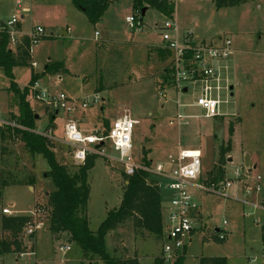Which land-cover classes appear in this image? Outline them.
I'll use <instances>...</instances> for the list:
<instances>
[{
    "label": "rangeland",
    "instance_id": "374dc122",
    "mask_svg": "<svg viewBox=\"0 0 264 264\" xmlns=\"http://www.w3.org/2000/svg\"><path fill=\"white\" fill-rule=\"evenodd\" d=\"M16 1L0 0V22L16 13ZM22 6L30 9L18 14L20 35L40 25L47 37L32 45L31 65L15 66L11 78L0 68L3 126L20 111L16 93L8 89L11 81L23 90L29 87L33 74V80L53 94L64 92L80 99L98 93V101L90 102L75 117L82 128H102L104 122L109 124L122 114L137 120L132 133L133 156L137 160L145 156L152 166L175 153L178 147L197 148L201 153V178L206 179L213 174L220 147L228 145L224 179L231 180V187L225 193L191 189L201 215L194 224L191 241L183 250V264H199V258L206 256H225L227 264H264L261 239L264 189L248 195L241 189L247 176L249 181L257 175L264 180V0H246L220 8L214 0H174L172 17L146 6L139 31L126 22L127 16L135 14L132 0H110L96 23L88 21L72 0H22ZM167 18H172L181 32L189 30L202 40L218 37L231 40L234 52L226 61L227 81L222 85L227 87L213 93L220 100L218 116L185 118L188 123L180 126L169 124L177 111V92L172 86L162 90L157 85L171 59L161 33ZM95 30L100 35L95 37ZM55 62L63 63L61 71L46 73L45 66ZM188 87L187 93L179 94L181 103L193 101L198 93L192 85ZM27 98L39 116L37 131L42 133L49 124L55 125L53 135L62 139L67 115L58 111L51 123V111L29 91ZM180 109L184 115L186 107ZM199 112L202 115L201 109ZM52 141L57 158L64 157L70 162L69 147L57 139ZM5 144L6 151L0 153V171L3 165L5 174L12 172L20 180L32 176L33 180L31 189L26 184L1 185L0 180V238L3 215L35 213V231L23 253L0 252V264H102L98 258L85 257L75 242H68L66 234L55 238L49 230L46 195L53 189V183L45 176V160L31 155L18 137L7 136ZM1 145L0 141V149ZM106 145V152L117 157L111 146ZM68 167L70 171L76 168ZM236 171L241 173L240 182L235 177ZM122 172L121 164L100 155L88 171L90 194L85 214L92 231L108 210L119 205ZM161 194L167 192L161 190ZM243 199L252 204L242 202ZM3 208L9 212L3 213ZM166 217L163 212V221ZM216 228L223 233L222 240L217 239ZM162 243L163 239L152 234H137L130 222L105 236L110 254L135 256L139 264H152L154 257L161 256ZM60 246L66 247L65 250L61 251Z\"/></svg>",
    "mask_w": 264,
    "mask_h": 264
},
{
    "label": "built area",
    "instance_id": "2783aa9c",
    "mask_svg": "<svg viewBox=\"0 0 264 264\" xmlns=\"http://www.w3.org/2000/svg\"><path fill=\"white\" fill-rule=\"evenodd\" d=\"M174 1V0H173ZM17 10L6 22H2L0 32H5L8 38V45L11 48L16 47L21 38L27 37L30 45L40 39L47 37L44 28L35 25L28 34L20 35L18 24V14L29 11V7L22 6V0H17ZM129 26L139 31L141 21L138 13L126 17ZM162 41L164 47L170 52L172 87L176 89L177 111L175 117L169 121L171 125L180 126L187 124L185 118L191 117H215L219 115L220 100L214 96L222 87L226 88L225 72L227 70L226 61L234 52L232 42L227 37H218L212 41H205L194 35L191 31L181 32L177 23L172 18H167L161 26ZM98 33L95 32V36ZM60 80V79H59ZM186 85H192L198 91L191 103H181L179 94L184 91ZM31 96L45 105L51 112L63 111L66 115V121L63 124V138L57 139L69 147L70 157L74 165H81L85 162L89 154H96L115 160L122 166V171L126 175H132L138 170L147 171L156 178L157 186L170 191L171 199L167 212V219L164 223V234L162 243V256L166 262L173 261L190 239L194 224L197 222L196 209L197 203L190 192V187L198 190L213 193H225L227 188L231 187V180L224 179L219 183H209L201 178V153L198 149H185L178 147L175 153L167 155L162 162L146 165L142 160H137L133 156L132 133L137 120L131 118L128 114H122L109 123L108 129L99 127L82 128L75 118L78 111H84L89 105L95 104L98 99V93H93L90 97L76 99L66 95L64 92L50 93L48 88L41 86L34 81L29 86ZM90 98V99H88ZM196 106L202 110V115L190 116L181 113V107ZM0 119V126H3ZM51 137V136H50ZM53 138V137H51ZM55 139V138H54ZM106 144L111 146L117 153V157H112L106 152ZM236 178L240 182V172L236 171ZM247 176V173H243ZM248 178V179H247ZM246 178V185L241 186L245 194H258L262 187L261 177L256 176L255 182ZM242 202L249 203L243 199ZM3 213L8 210L3 208ZM35 215L32 214L33 217ZM34 218V217H33ZM34 219L28 223L24 235L28 236L35 231ZM225 224V221L223 222ZM219 239H223V233L214 230ZM66 247L60 246L64 251Z\"/></svg>",
    "mask_w": 264,
    "mask_h": 264
},
{
    "label": "trees",
    "instance_id": "16d2710c",
    "mask_svg": "<svg viewBox=\"0 0 264 264\" xmlns=\"http://www.w3.org/2000/svg\"><path fill=\"white\" fill-rule=\"evenodd\" d=\"M110 0H72L74 6L84 12L88 21L96 23L102 17ZM246 0H214L217 8L234 6ZM146 6L152 7L163 13L166 17H172L174 11L173 0H132V9L141 20V12ZM0 27H3L0 22ZM17 27L19 28L18 24ZM45 38V37H44ZM31 52L27 37L21 38L15 49L8 45L5 32H0V68L8 76L12 77V69L19 65H31ZM63 68L62 62L49 63L45 66L46 73H55ZM171 67L168 65L163 71V79L158 84L160 89L169 87L171 82ZM32 74L29 86L35 81ZM8 89L14 91L18 97L19 114H13V124L0 126V153L6 151V138L18 137L24 148L33 156L42 157L47 165L45 176L50 178L53 189L46 195L49 230L53 236L58 237L66 234L68 242H75L83 255L88 259L98 258L102 264H139L135 256H121L110 254L106 250L105 236L108 232L116 229L119 225L130 222L137 234H152L162 239L164 234L163 211L161 206L160 187L157 186L156 178L147 171L138 170L132 175L122 172L123 185L122 196L116 208L107 211L98 228L92 231L88 227V218L85 207L89 199L90 185L87 181L88 171L93 167L94 160L98 156L89 154L81 165H74L71 157L70 162L64 157L57 158L53 148V141L47 133L36 131V112L30 106L27 98L29 87L20 90L13 80ZM53 113V114H52ZM55 112L49 115L52 123ZM108 129L109 124L103 123ZM3 142V143H2ZM229 146H221L213 174L208 176L209 183H219L225 176V158ZM70 155V151H69ZM146 165L150 161L141 159ZM67 162V163H66ZM68 166H76L70 171ZM14 173L5 174L3 165L0 171L1 185L9 184H32V176L28 180H20ZM7 175V176H6ZM33 221L31 215H3L1 217L0 252L23 253L26 242L34 233L24 237V230L28 223ZM219 239V238H217ZM261 239L264 245V225L261 226ZM222 240V239H221ZM184 250V249H183ZM183 252L171 262H166L163 256L154 257L152 264H183ZM199 264H227L225 256H206L199 258Z\"/></svg>",
    "mask_w": 264,
    "mask_h": 264
},
{
    "label": "crops",
    "instance_id": "0c3cea01",
    "mask_svg": "<svg viewBox=\"0 0 264 264\" xmlns=\"http://www.w3.org/2000/svg\"><path fill=\"white\" fill-rule=\"evenodd\" d=\"M30 9V8H29ZM19 26V29H20V25H18ZM180 29V28H179ZM180 31H182L181 29H180ZM95 32H97L98 34L97 35H100V32H98L97 30H95L94 31V34H95ZM95 36V35H94ZM96 37V36H95ZM94 37V38H95ZM165 50L166 51H168L166 48H165ZM170 54V52L168 51V55ZM171 55V54H170ZM31 60V59H30ZM169 62H170V60H169ZM168 65H169V63H168ZM167 65V66H168ZM58 79H60V80H62L61 79V76L59 75V77H58ZM161 81V80H160ZM160 81L158 80L157 81V85L160 83ZM159 86V85H158ZM231 88V87H230ZM229 88V89H230ZM160 89V88H159ZM163 89H165V88H163ZM162 89V90H163ZM186 90H189V87L188 86H186L185 88H184V91H186ZM192 101H188V102H186V103H191ZM199 107H196V106H190V107H186V113L185 114H187V115H190V116H196V115H201L200 114V112H199ZM79 112H81L82 113V111H78L77 112V114L79 113ZM84 112V111H83ZM55 115L57 114V112H55L54 113ZM47 115V114H46ZM77 116V115H76ZM38 117L39 116H37L36 118L38 119ZM191 118H193V117H191ZM0 119H1V114H0ZM37 119H36V122H35V125H36V123H37ZM55 119V118H54ZM115 119V118H114ZM12 122H13V120H12ZM11 121H9V119H7L6 120V122L5 123H8V124H10V125H12L13 123H12ZM53 123V122H52ZM7 124V125H8ZM51 126V127H50ZM51 129V130H50ZM56 129H57V127L55 126V125H53V127H52V125L51 124H49V128L47 129V130H45L44 132H42V133H47L49 136H51V137H53V138H55V139H61V138H59V137H56V136H54L53 135V131L55 130L56 131ZM36 131H37V129H36ZM52 134V135H51ZM134 145V144H133ZM134 148V147H133ZM185 149H197V148H185ZM176 151V150H175ZM167 157V156H166ZM166 157H165V159H166ZM165 159H163V160H161V161H164ZM231 161V160H230ZM157 163H159V162H157ZM150 164L152 165V162L150 161ZM156 164V163H155ZM202 177V176H201ZM208 177V176H207ZM251 183H253V182H255V179L254 180H251L250 181ZM261 184H262V187H263V189H264V180H263V182H261ZM29 188L31 189V187L29 186ZM163 188V187H162ZM160 189V195H161V206H162V211L164 212V213H166V216H167V212H168V208H169V201H170V199H171V192L170 191H168L167 189ZM192 188H195V187H190V192H191V189ZM196 189V188H195ZM161 190H165L166 192H167V194H165V195H163V194H161ZM260 192H262V190L260 191ZM259 192V193H260ZM191 194L193 195V192H191ZM194 196V195H193ZM248 204H252V202L251 201H249V203ZM9 212V211H8ZM7 212V213H8ZM196 218H197V220H199V218H200V211H199V208H198V206H197V209H196ZM166 219H167V217H166ZM166 219L163 221V222H166ZM198 222V221H197ZM196 222V223H197ZM195 229V228H194ZM194 229H193V231H194ZM215 230H217V231H219L220 230V228H216ZM193 233V232H192ZM163 239V238H162ZM189 241H191V236H190V239H189ZM188 241V242H189ZM187 242V243H188ZM185 247H186V245H185ZM185 247H184V249H185ZM139 259V258H138ZM262 262H264V259H263V261Z\"/></svg>",
    "mask_w": 264,
    "mask_h": 264
},
{
    "label": "water",
    "instance_id": "95a60500",
    "mask_svg": "<svg viewBox=\"0 0 264 264\" xmlns=\"http://www.w3.org/2000/svg\"><path fill=\"white\" fill-rule=\"evenodd\" d=\"M144 11H145V9L143 8L142 9V12H141V14L143 15V13H144ZM231 89V88H230ZM37 117V115H35V118ZM229 161L231 160V159H228Z\"/></svg>",
    "mask_w": 264,
    "mask_h": 264
}]
</instances>
